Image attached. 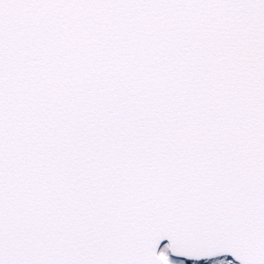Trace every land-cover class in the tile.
Instances as JSON below:
<instances>
[{
    "label": "snow or ice",
    "instance_id": "snow-or-ice-1",
    "mask_svg": "<svg viewBox=\"0 0 264 264\" xmlns=\"http://www.w3.org/2000/svg\"><path fill=\"white\" fill-rule=\"evenodd\" d=\"M0 264H264V0H0Z\"/></svg>",
    "mask_w": 264,
    "mask_h": 264
}]
</instances>
